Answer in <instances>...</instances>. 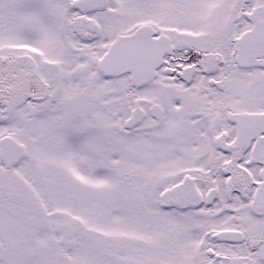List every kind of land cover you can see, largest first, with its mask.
I'll list each match as a JSON object with an SVG mask.
<instances>
[{
  "label": "snow or ice",
  "instance_id": "snow-or-ice-1",
  "mask_svg": "<svg viewBox=\"0 0 264 264\" xmlns=\"http://www.w3.org/2000/svg\"><path fill=\"white\" fill-rule=\"evenodd\" d=\"M0 264H264V0H0Z\"/></svg>",
  "mask_w": 264,
  "mask_h": 264
}]
</instances>
